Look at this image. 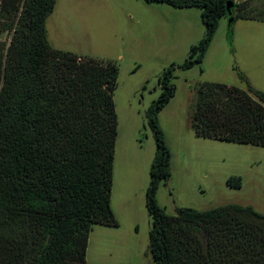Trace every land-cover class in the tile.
Wrapping results in <instances>:
<instances>
[{"label": "trees", "instance_id": "obj_1", "mask_svg": "<svg viewBox=\"0 0 264 264\" xmlns=\"http://www.w3.org/2000/svg\"><path fill=\"white\" fill-rule=\"evenodd\" d=\"M200 8L204 35L180 64L159 76L145 111L155 152L146 209L154 264H264V215L229 204L167 215L156 194L171 176L159 113L174 96L175 70L200 65L219 20L264 22V0H143ZM57 0H0V264H88L93 226L118 227L111 209L117 140L118 66L51 47L46 20ZM200 84L191 116L197 138L264 148V92ZM231 188L241 187L230 177Z\"/></svg>", "mask_w": 264, "mask_h": 264}, {"label": "rangeland", "instance_id": "obj_2", "mask_svg": "<svg viewBox=\"0 0 264 264\" xmlns=\"http://www.w3.org/2000/svg\"><path fill=\"white\" fill-rule=\"evenodd\" d=\"M204 30L200 8L179 9L143 0H57L46 20L52 48L118 66L111 192L118 227L93 226L89 252L97 250L101 258L97 263L154 264L148 248L151 218L146 190L155 142L144 114L160 94L158 76L171 63H182ZM5 40L9 38L1 34L0 41ZM237 71L252 88L264 92V22L237 20L230 25L228 18H221L202 63L174 72V96L158 116L171 153V176L156 194L167 215H176L179 208L206 211L229 204L264 215V148L197 138L191 129L200 84L245 90ZM230 177H240L241 187L231 188ZM111 238L121 242L118 249L112 248ZM130 238L142 254L134 248L122 251ZM90 256L88 264L95 261Z\"/></svg>", "mask_w": 264, "mask_h": 264}, {"label": "crops", "instance_id": "obj_3", "mask_svg": "<svg viewBox=\"0 0 264 264\" xmlns=\"http://www.w3.org/2000/svg\"><path fill=\"white\" fill-rule=\"evenodd\" d=\"M154 152H155V151H154ZM111 205H112V203H111ZM112 209H113V208H112ZM136 229H137V228H136ZM93 232H94V230L92 229L91 233L89 234L88 246H87V250H86V259H87V258L89 259V253H91L90 261H92V258H94V260H95V261H93L91 264H107V263H97L98 260H101V258L97 255L98 253H96L97 250H91V251L89 252L90 241H91V235H92ZM100 233H104V231L101 230ZM105 233H108V234L111 235V234H112V231L107 230V231H105ZM110 240H111V244H113V247H112V248H113L114 250L118 249V247L121 245V242H119L117 239L111 238ZM133 241H134V240L130 238V239L128 240V242L126 243V246H127L128 248H125V247H124V249H123L122 251H123V252H128L129 249L134 248V250L137 251V254L140 253V252H141V254H142V249H136V245L133 243ZM124 243H125V241H124ZM143 250H144V249H143ZM97 259H98V260H97ZM117 263H121V262H117ZM117 263H115V264H117Z\"/></svg>", "mask_w": 264, "mask_h": 264}, {"label": "water", "instance_id": "obj_4", "mask_svg": "<svg viewBox=\"0 0 264 264\" xmlns=\"http://www.w3.org/2000/svg\"><path fill=\"white\" fill-rule=\"evenodd\" d=\"M232 7V2L230 1V0H228L227 2H226V8H227V11H228V14H229V9ZM231 20H229V22H230Z\"/></svg>", "mask_w": 264, "mask_h": 264}]
</instances>
